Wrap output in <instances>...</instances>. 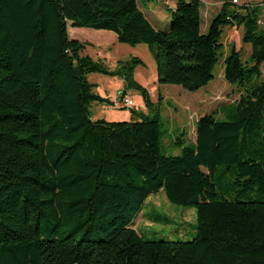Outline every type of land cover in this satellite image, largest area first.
Listing matches in <instances>:
<instances>
[{"label": "trees", "instance_id": "obj_1", "mask_svg": "<svg viewBox=\"0 0 264 264\" xmlns=\"http://www.w3.org/2000/svg\"><path fill=\"white\" fill-rule=\"evenodd\" d=\"M222 3L205 34L201 0H176L156 29L137 0H0V264H264V28L259 6ZM243 28L252 66L234 46L225 79L238 85L234 113L196 122V141L163 153L161 116L135 79L139 58L110 68L84 54L69 27L146 44L158 82L196 92L215 79L223 28ZM118 77L150 113L93 120L113 106L89 75ZM163 99L160 96V100ZM194 207L192 241H148L132 221L152 195Z\"/></svg>", "mask_w": 264, "mask_h": 264}, {"label": "rangeland", "instance_id": "obj_2", "mask_svg": "<svg viewBox=\"0 0 264 264\" xmlns=\"http://www.w3.org/2000/svg\"><path fill=\"white\" fill-rule=\"evenodd\" d=\"M140 9L150 23L158 30L166 31L170 27L171 12L176 0H137ZM201 31L205 34L212 19L219 13L222 3L210 0H201ZM240 6H259V17L264 22V0H239ZM264 28V26H263ZM71 39L81 42H90L84 54L95 60L100 59L110 68H115L119 61H128L139 58L143 66L135 69V79L144 86L154 103L151 113L157 112L161 116V145L166 155H179L181 149L176 145V137L182 132L186 133V143L193 139L194 119L214 114L225 120L234 113L233 103L240 99L238 85L230 84L225 79V59L236 46L242 50L241 60L244 65L252 66L251 45L243 42V28L226 26L221 37L222 49L219 61L214 69L215 79L206 87L191 92L178 85H161L158 82L157 66L154 52L146 45L130 46L105 37L103 31L93 29H79L69 27ZM105 52L108 59H105ZM89 81L97 85L95 92L103 97L111 98L113 106L107 103L96 102L91 105L93 120L105 119L110 122H123L131 120V110L122 107L120 94L125 89L124 81L118 77H109L101 74L89 75ZM259 81H264V75ZM137 110L144 112L145 100L142 93L136 89L126 88ZM160 96L163 99L160 100ZM220 107V108H219ZM221 109V110H219ZM150 113V111H145ZM191 115H196L189 118ZM143 210L132 221L137 232L148 241H192L197 236V214L194 207L179 206L167 198L164 191L149 197Z\"/></svg>", "mask_w": 264, "mask_h": 264}, {"label": "crops", "instance_id": "obj_3", "mask_svg": "<svg viewBox=\"0 0 264 264\" xmlns=\"http://www.w3.org/2000/svg\"><path fill=\"white\" fill-rule=\"evenodd\" d=\"M103 35H105V37H108V38H111L112 40L115 39V37L117 38V36L112 33V32H108V31H103ZM105 59H108V55L106 54L105 52ZM109 98V97H108ZM129 98V97H128ZM111 99V98H110ZM220 108V107H219ZM142 110H144V112L146 111V109L143 107ZM221 110V109H219ZM196 115H191L189 118H193L195 117ZM200 117L194 119V127H193V131L191 132L193 134V139L190 138L191 140V143H195L196 141V129H195V125H196V122L199 120Z\"/></svg>", "mask_w": 264, "mask_h": 264}, {"label": "built area", "instance_id": "obj_4", "mask_svg": "<svg viewBox=\"0 0 264 264\" xmlns=\"http://www.w3.org/2000/svg\"><path fill=\"white\" fill-rule=\"evenodd\" d=\"M234 3H239V0H234ZM264 25V22L262 23ZM122 107L135 108L136 105L131 98L126 97L123 102H121Z\"/></svg>", "mask_w": 264, "mask_h": 264}]
</instances>
